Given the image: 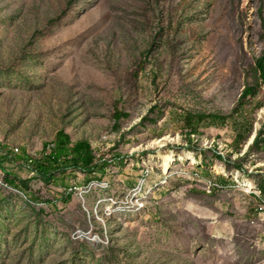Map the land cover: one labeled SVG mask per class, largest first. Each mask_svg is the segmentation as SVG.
<instances>
[{
	"label": "rangeland",
	"instance_id": "1",
	"mask_svg": "<svg viewBox=\"0 0 264 264\" xmlns=\"http://www.w3.org/2000/svg\"><path fill=\"white\" fill-rule=\"evenodd\" d=\"M259 57L264 0H0V264H264ZM61 129L105 168L29 170Z\"/></svg>",
	"mask_w": 264,
	"mask_h": 264
},
{
	"label": "trees",
	"instance_id": "2",
	"mask_svg": "<svg viewBox=\"0 0 264 264\" xmlns=\"http://www.w3.org/2000/svg\"><path fill=\"white\" fill-rule=\"evenodd\" d=\"M257 66L261 72L262 82L264 85V57L257 58ZM255 93L253 87H246L242 98L248 96H253ZM118 108L114 112V117L116 120H119L122 115H125ZM227 120V117L222 114H213V113H188L184 115L183 121L185 128H188L186 137L191 142L192 135L195 134L198 130L199 124L204 121H208L211 124L224 123ZM261 131L258 132V135L255 138L254 144L257 145L261 141ZM264 141V138L262 139ZM52 146V147H50ZM49 147V153L43 155L40 158H35L31 156L27 157V162L32 163L33 165H28V169L39 173V175L45 180L49 181L53 178L54 173L57 170H67V168H81L87 172H94L97 169H104L108 160L104 157L99 160L105 159L102 162L96 160L95 155L93 154L91 143L88 140H76L72 141L71 136L65 130L61 129L56 133L55 139L52 142V145L47 143ZM1 148V145H0ZM218 157L222 158L220 154ZM5 159L15 161V157L8 152H5L4 155H0V168H3V162ZM15 179L6 178V182L10 183L12 186H15L19 189H24L26 193L27 180L14 177ZM264 189V187H262Z\"/></svg>",
	"mask_w": 264,
	"mask_h": 264
},
{
	"label": "bare ground",
	"instance_id": "3",
	"mask_svg": "<svg viewBox=\"0 0 264 264\" xmlns=\"http://www.w3.org/2000/svg\"><path fill=\"white\" fill-rule=\"evenodd\" d=\"M256 133V132H255ZM255 135V134H254ZM254 135L252 136V138L254 137ZM256 137V136H255ZM252 138H251V140H250V145H251V141H252ZM250 145H248L247 144V146H246V148L248 149L249 148V146ZM185 158H187V160H189V161H192V162H196V158L192 155V154H188ZM224 173V172H223Z\"/></svg>",
	"mask_w": 264,
	"mask_h": 264
},
{
	"label": "water",
	"instance_id": "4",
	"mask_svg": "<svg viewBox=\"0 0 264 264\" xmlns=\"http://www.w3.org/2000/svg\"><path fill=\"white\" fill-rule=\"evenodd\" d=\"M256 134H257V133H255V135H254V137L252 138V141H251V142H253V141H254Z\"/></svg>",
	"mask_w": 264,
	"mask_h": 264
}]
</instances>
